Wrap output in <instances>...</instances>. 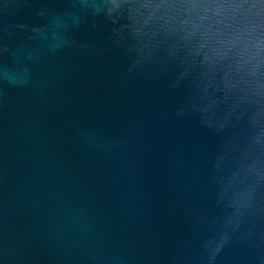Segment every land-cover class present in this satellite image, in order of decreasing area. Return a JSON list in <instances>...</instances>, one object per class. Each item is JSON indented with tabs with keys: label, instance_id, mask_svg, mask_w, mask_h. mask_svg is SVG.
Segmentation results:
<instances>
[{
	"label": "water",
	"instance_id": "95a60500",
	"mask_svg": "<svg viewBox=\"0 0 264 264\" xmlns=\"http://www.w3.org/2000/svg\"><path fill=\"white\" fill-rule=\"evenodd\" d=\"M0 264H264V0H0Z\"/></svg>",
	"mask_w": 264,
	"mask_h": 264
}]
</instances>
